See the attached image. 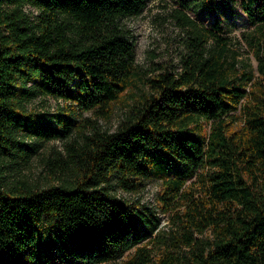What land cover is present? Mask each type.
<instances>
[{
    "label": "trees",
    "instance_id": "1",
    "mask_svg": "<svg viewBox=\"0 0 264 264\" xmlns=\"http://www.w3.org/2000/svg\"><path fill=\"white\" fill-rule=\"evenodd\" d=\"M148 1L0 0V264H110L132 248L126 264H264V0H239L259 78L226 54L220 18L215 31L188 17L180 69L149 75L122 23ZM40 97L62 107L39 114ZM116 104L126 110L113 131L83 118L84 132L69 116L108 119ZM75 128L57 184L6 182L8 159L27 161ZM195 173L199 198L183 190ZM154 179L164 211L186 204L158 258L150 239L139 244L159 218L115 193Z\"/></svg>",
    "mask_w": 264,
    "mask_h": 264
},
{
    "label": "rangeland",
    "instance_id": "2",
    "mask_svg": "<svg viewBox=\"0 0 264 264\" xmlns=\"http://www.w3.org/2000/svg\"><path fill=\"white\" fill-rule=\"evenodd\" d=\"M208 5L211 3L207 1ZM29 14L36 12L29 6L26 7ZM195 21L200 29L213 28L216 18L222 20L223 31H216L217 37L223 38L226 54L237 56L236 60L241 69L252 72L256 78L261 77L258 71V60L255 56L256 45L250 41V36L255 33V25L250 23L244 11L241 9L239 0H213L211 7H208L202 0H149L147 6L139 15L122 19L125 29L130 32L135 40L136 64L145 69L149 75L159 72V66L172 70L180 69V61L188 52L187 43L192 36L191 25L186 19ZM215 37L207 42V48L217 47ZM39 114H54L62 107V102L53 98H37L30 106ZM125 108L121 104H116L110 118L97 117L93 112L70 114L79 120L78 125L87 126L82 131L87 132L88 125L82 122L83 118L96 121L103 130L113 131L122 120ZM47 118V116H45ZM55 121H51L53 126ZM82 127V126H80ZM234 127L238 129L239 124ZM203 130L207 132L208 124L204 123ZM78 139V131L75 128L71 135L65 139L43 141L38 149L27 161L15 158L8 159L6 165V182L10 183L17 178L27 180L35 186H48L57 184V177L61 173L69 172L68 157L65 152V144ZM196 173L186 182L184 192L192 194L193 198H199L200 184ZM162 192L161 180L154 179L144 183L136 192L126 191L122 188L116 189V195L122 201L138 204L139 208H145L159 218V225L156 231H150L148 237L139 245L150 239L147 249H150L151 256L158 258L166 244L169 243V236L177 230V220L174 212H183V206L164 211L158 199ZM185 202V201H184ZM160 233L157 235V232ZM155 238V239H154ZM164 241L165 243H163ZM135 249L127 251L123 257L110 264H126L127 259L134 253Z\"/></svg>",
    "mask_w": 264,
    "mask_h": 264
}]
</instances>
